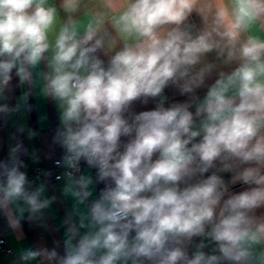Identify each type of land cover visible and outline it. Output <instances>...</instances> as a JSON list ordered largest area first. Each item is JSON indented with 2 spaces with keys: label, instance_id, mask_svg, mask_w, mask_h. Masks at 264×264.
I'll list each match as a JSON object with an SVG mask.
<instances>
[{
  "label": "clouds",
  "instance_id": "clouds-1",
  "mask_svg": "<svg viewBox=\"0 0 264 264\" xmlns=\"http://www.w3.org/2000/svg\"><path fill=\"white\" fill-rule=\"evenodd\" d=\"M13 75L30 88L38 76L58 106L53 140L75 202L63 252L28 247L20 261L264 264V0H0V101ZM170 86L190 99L166 107ZM21 148L0 161L14 231L51 204Z\"/></svg>",
  "mask_w": 264,
  "mask_h": 264
},
{
  "label": "crops",
  "instance_id": "crops-1",
  "mask_svg": "<svg viewBox=\"0 0 264 264\" xmlns=\"http://www.w3.org/2000/svg\"><path fill=\"white\" fill-rule=\"evenodd\" d=\"M191 19L197 25L199 24V19L195 14ZM101 58L107 59L103 55H101ZM211 58L209 57V59ZM212 82H214V77L206 81L207 84ZM164 92L168 97L165 103L166 107L172 103L184 102L190 99L188 95H181L174 86L167 87ZM205 92L206 88H201L196 91V95L202 98ZM25 93H29L26 107L22 106L19 110L7 116L0 114V161L8 158L10 148L15 147L17 144L22 145L19 153V159L23 165L21 169L30 172L35 162L41 165L42 170L37 181L32 184L33 187L44 185V198H49L51 204L34 219H28V214L25 213L24 219L21 220V229L16 231L9 227L6 218L0 213V233L5 239V244L10 248V251H6L3 247H0V264H24L19 259V253L28 247H47L51 249L56 243H59V250L62 253L65 222L74 210L75 202L73 198L64 193L67 177L55 179L52 175V159L64 155L63 148L53 140L59 127V109L56 102L43 93L39 77H35V83L30 88L28 85L19 86L18 78L13 75L11 91L7 94V100L0 102H6L9 106L14 107L19 102V98ZM155 106L156 101L152 99L147 104L136 101L132 105L131 112L139 113L153 110ZM191 110L194 111V108ZM128 139V137L121 138L122 142L125 143ZM81 173L90 174L94 178L91 169L85 163ZM209 174L211 173H206L205 176ZM221 175L228 181L231 179L232 173H221ZM99 186L104 187V184L98 183L95 185L94 195L99 193ZM245 187L237 183L230 187V191L239 192L244 190ZM83 209L84 206H81V211ZM260 211L264 212V209ZM29 264H36V262H29Z\"/></svg>",
  "mask_w": 264,
  "mask_h": 264
},
{
  "label": "built area",
  "instance_id": "built-area-1",
  "mask_svg": "<svg viewBox=\"0 0 264 264\" xmlns=\"http://www.w3.org/2000/svg\"><path fill=\"white\" fill-rule=\"evenodd\" d=\"M62 158L61 157H55L52 159L51 161V170H52V175L55 179L61 178V177H66L65 175V168L62 165ZM84 166V163H81V172H82V168ZM22 171H24L23 169H21ZM42 167L40 164H38L37 162H35L32 166V169L30 172H26L27 177L29 179V181H31L32 183H35L37 181L38 175L41 172ZM25 172V171H24ZM91 173L92 175L96 176V170L95 169H91ZM103 189V186H99V190ZM0 247H3L6 251H10L9 246H7L5 244V239L3 237V235L0 233Z\"/></svg>",
  "mask_w": 264,
  "mask_h": 264
}]
</instances>
